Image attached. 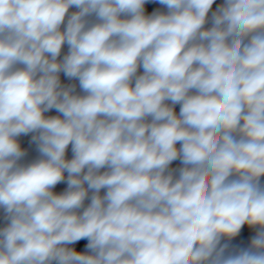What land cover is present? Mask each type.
<instances>
[{
  "label": "clouds",
  "instance_id": "1",
  "mask_svg": "<svg viewBox=\"0 0 264 264\" xmlns=\"http://www.w3.org/2000/svg\"><path fill=\"white\" fill-rule=\"evenodd\" d=\"M0 264H264V0H0Z\"/></svg>",
  "mask_w": 264,
  "mask_h": 264
}]
</instances>
